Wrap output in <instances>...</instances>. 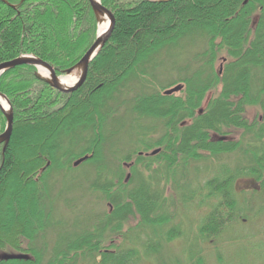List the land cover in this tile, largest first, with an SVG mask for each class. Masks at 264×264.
<instances>
[{
    "label": "trees",
    "instance_id": "obj_1",
    "mask_svg": "<svg viewBox=\"0 0 264 264\" xmlns=\"http://www.w3.org/2000/svg\"><path fill=\"white\" fill-rule=\"evenodd\" d=\"M100 3L111 11L115 24L80 89L58 92L28 65L0 76V93L13 110L10 140L4 151L0 145V264H41V252L31 243L42 235L44 213L50 212L42 207L48 195L53 199L46 179L50 173L73 171V162L85 156L81 166L92 165L86 170L93 180L86 184V175L81 191L103 198L108 212L86 223L77 219V232L56 239L48 264H75L78 257L91 259L93 254L98 264H132L137 252L122 253L114 244H103L113 237L126 238L122 227L134 216L148 222L149 215L159 211L160 216L144 224H166L164 198L150 192L152 184L144 181L143 173L163 170L161 179L168 180L192 162L238 153L247 163L242 174L251 178L250 191L264 190V0ZM96 28L88 0H0V64L31 55L60 74L81 60ZM181 43L204 45L194 56L198 69L163 86L154 75L159 56ZM216 63L222 66L220 74ZM175 84L184 85L182 96H165ZM151 86L157 89L146 94ZM132 92L136 95L130 96ZM205 94L208 107L199 112ZM251 109L255 112L250 119ZM119 110L132 116L127 126L135 130L130 139L136 159L128 167L121 166L122 157L105 158L102 151L126 127L115 118ZM158 123L160 134L154 138ZM5 125L0 111V134ZM31 129L41 138L20 157L18 148L30 142L26 136ZM232 133L238 137L228 141ZM79 143L85 148L72 152ZM142 148L158 153L145 158L139 154ZM222 174L207 182V198L219 202L199 227L203 239L220 235L237 219L232 180L226 171ZM133 179L138 186L131 190ZM146 246L147 253L157 252Z\"/></svg>",
    "mask_w": 264,
    "mask_h": 264
},
{
    "label": "rangeland",
    "instance_id": "obj_2",
    "mask_svg": "<svg viewBox=\"0 0 264 264\" xmlns=\"http://www.w3.org/2000/svg\"><path fill=\"white\" fill-rule=\"evenodd\" d=\"M203 49L204 45L201 43H181L162 53L154 72L157 77L155 80L167 86L185 75L191 76L198 69L194 56L201 53ZM222 57L223 54L220 53L219 58ZM219 66V63H216L215 68ZM60 77L62 78L63 75ZM154 88L147 87L146 94L152 93ZM181 92L174 93L173 97L179 99L182 96ZM135 93L132 92L130 96H135ZM208 101L209 96L205 94L198 109L205 110L208 107ZM254 112L253 109L249 110L250 119ZM115 118L120 119L126 127L122 128L118 140L115 134V138L104 145L103 155L105 158L113 155L122 157L124 161L120 165L128 167L129 163L136 159V154L131 148L133 141L130 139L135 134V130L127 126V123L132 121V116H125L124 112L119 110ZM139 122L144 123L143 120ZM160 125L158 123L154 138L160 134ZM29 131L26 137L30 142H25L21 144L20 149L18 148L17 154L20 157L24 155L25 148L29 149L31 143L41 138L34 129ZM233 137L237 138L238 135L232 133L226 136L230 140ZM76 147L71 151L79 152L85 148L80 143ZM142 151L143 148L139 152ZM151 151L152 149L142 153H151ZM114 162H111V166H114ZM246 164L241 155L233 153L218 159L192 162L183 168L184 170L176 169L169 175L168 180L166 177H162L164 180L161 179V176H164L163 170L159 173H143L141 176L144 177V181L149 180L152 184L150 192H155L154 194L157 193L164 198V214L168 219L166 224L155 225V227L144 224L153 222L156 219L155 216L160 214L159 211L150 214L147 218L148 222H143L140 216H134L132 222L128 220L122 227L123 231H127L126 238L113 237L112 240L105 241L103 247L114 244L122 250V253L134 250L137 252L135 255L137 259H133L135 261L132 264H197V261H201L202 264H264V190L260 188L258 192L250 191L251 178L242 174V168ZM90 166L92 167L87 163L82 166L80 164L67 174L62 172L48 175L46 181L49 182V191L53 199L48 195L42 207L45 212L46 210L50 212L44 213L43 223H46V228L42 235H36L31 243L32 247L41 252V264H48V257L57 238L72 236L77 232L75 223L78 220L86 223L108 212V203L103 198L94 194L90 196L81 191L80 184L84 182L86 175H88L86 184L89 185V182L93 180V174L90 170H86L90 169ZM224 171L232 180L231 188L237 202V219L220 235L213 239H203L198 233L199 227L211 207L219 202L218 198H207L209 194L207 182L212 179H221ZM145 185L148 187L147 183ZM137 186L138 181L134 180L131 181L128 189L132 190ZM7 190L9 191V188ZM48 200L52 202L50 205ZM80 216L84 217L80 218ZM169 235H171L170 241H168ZM146 245H152L157 252L147 253ZM91 257L93 258L78 257L75 264H98L97 255L93 254Z\"/></svg>",
    "mask_w": 264,
    "mask_h": 264
},
{
    "label": "water",
    "instance_id": "obj_3",
    "mask_svg": "<svg viewBox=\"0 0 264 264\" xmlns=\"http://www.w3.org/2000/svg\"><path fill=\"white\" fill-rule=\"evenodd\" d=\"M94 14L96 17V22H97V30H96V37L91 45V47L88 49V51L84 54V56L81 58V60L72 68L63 71L62 73L65 74L66 76H70L76 71H80V76L76 83L72 86H63L60 81V77L57 73V71L51 67L49 64L45 63L44 61L40 60L37 57L34 56H20L14 60L4 62L0 64V76L4 74L6 71L11 70L17 66H22V65H28V66H33L37 69L38 74L37 78L41 79L45 83H47L50 87L53 89L57 90L58 92L62 93H71L76 91L79 87L82 86V84L85 81V78L87 76L88 68L90 65V62L97 56L101 48L103 47L104 43L107 41L109 38L115 24V18L113 14L111 13L110 10L105 8L104 6L101 5L100 1H95V0H88ZM106 14L110 18V24L109 27L99 33V24L101 23L100 16ZM39 67H43L50 73V79H46L41 76ZM182 89L181 85H177L171 89H168L164 92L165 96H170L173 93H176ZM0 98L3 99L8 106V110H4L1 105H0V111L3 114V116L6 119V125L3 133L0 134V145L3 144V151L5 147L7 146L10 136L12 133V128H13V110L11 107V104L7 100V98L0 93ZM158 152V150H155L153 152V155H155ZM88 157L85 156L83 158H80L76 161L73 162L72 167H77L79 166L82 162H84Z\"/></svg>",
    "mask_w": 264,
    "mask_h": 264
},
{
    "label": "bare ground",
    "instance_id": "obj_4",
    "mask_svg": "<svg viewBox=\"0 0 264 264\" xmlns=\"http://www.w3.org/2000/svg\"><path fill=\"white\" fill-rule=\"evenodd\" d=\"M95 1H98V0H95ZM100 20H101V23L99 24V33L106 30L110 24V18L106 14L101 15ZM39 71L42 77L46 79H50V73L46 69H44L43 67H39ZM79 76H80V71H76L68 77L61 78L60 79L61 84L63 86H72L76 83ZM0 105L4 110H8L7 103L1 98H0Z\"/></svg>",
    "mask_w": 264,
    "mask_h": 264
},
{
    "label": "flooded vegetation",
    "instance_id": "obj_5",
    "mask_svg": "<svg viewBox=\"0 0 264 264\" xmlns=\"http://www.w3.org/2000/svg\"><path fill=\"white\" fill-rule=\"evenodd\" d=\"M185 89V88H184ZM184 91V90H183ZM181 94H182V92H181ZM201 110H199V112H200ZM234 138H232L231 140L230 139H227L228 141H232ZM140 155H142V152L141 153H139ZM234 154H236V153H234ZM238 154V153H237ZM150 155H152L151 153H147V152H145V153H143V156L145 157V158H148ZM253 182V181H252Z\"/></svg>",
    "mask_w": 264,
    "mask_h": 264
}]
</instances>
